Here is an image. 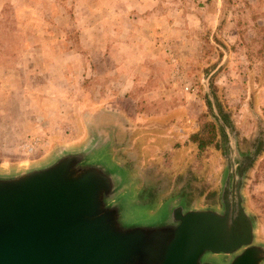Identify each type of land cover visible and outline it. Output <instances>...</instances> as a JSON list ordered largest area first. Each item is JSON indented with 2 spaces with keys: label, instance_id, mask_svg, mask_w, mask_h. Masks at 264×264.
I'll return each instance as SVG.
<instances>
[{
  "label": "rangeland",
  "instance_id": "1",
  "mask_svg": "<svg viewBox=\"0 0 264 264\" xmlns=\"http://www.w3.org/2000/svg\"><path fill=\"white\" fill-rule=\"evenodd\" d=\"M94 138L120 229L220 211L237 176L264 244V0H0V173Z\"/></svg>",
  "mask_w": 264,
  "mask_h": 264
},
{
  "label": "water",
  "instance_id": "2",
  "mask_svg": "<svg viewBox=\"0 0 264 264\" xmlns=\"http://www.w3.org/2000/svg\"><path fill=\"white\" fill-rule=\"evenodd\" d=\"M101 139L18 173H0V264H264L234 176L220 211L166 206L164 231L117 226L121 172Z\"/></svg>",
  "mask_w": 264,
  "mask_h": 264
},
{
  "label": "trees",
  "instance_id": "3",
  "mask_svg": "<svg viewBox=\"0 0 264 264\" xmlns=\"http://www.w3.org/2000/svg\"><path fill=\"white\" fill-rule=\"evenodd\" d=\"M225 120V119H224Z\"/></svg>",
  "mask_w": 264,
  "mask_h": 264
}]
</instances>
